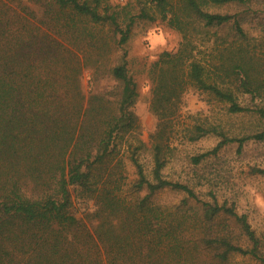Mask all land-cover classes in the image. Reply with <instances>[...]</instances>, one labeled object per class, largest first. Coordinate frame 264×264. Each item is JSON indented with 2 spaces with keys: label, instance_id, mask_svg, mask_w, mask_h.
<instances>
[{
  "label": "trees",
  "instance_id": "obj_1",
  "mask_svg": "<svg viewBox=\"0 0 264 264\" xmlns=\"http://www.w3.org/2000/svg\"><path fill=\"white\" fill-rule=\"evenodd\" d=\"M248 1L0 0V264H229L236 253L264 262L262 239L235 201L212 190L203 197L193 183L164 173L190 88L264 123V67L248 32L238 12L211 9ZM142 19L182 33L178 48L149 66L158 117L150 147L137 134L140 92L125 49ZM225 27L234 34L221 48L218 29ZM212 30L218 50L208 58L199 41H212ZM118 48L125 51L116 59ZM102 76L113 83L93 90ZM246 93L263 104L242 103ZM183 129L190 141L220 138L192 156L195 164L231 142L242 148L264 140V129L239 135L209 120ZM202 178L196 173L197 182ZM73 190L93 201L87 219ZM166 190L186 195L158 204L156 195Z\"/></svg>",
  "mask_w": 264,
  "mask_h": 264
},
{
  "label": "rangeland",
  "instance_id": "obj_2",
  "mask_svg": "<svg viewBox=\"0 0 264 264\" xmlns=\"http://www.w3.org/2000/svg\"><path fill=\"white\" fill-rule=\"evenodd\" d=\"M125 4L134 0H112ZM212 10L238 12L242 25L248 32V46L254 52L255 61L260 68L264 67V0H249L245 4L226 7L212 6ZM106 30V28H105ZM210 33L211 40L199 41L203 54L210 58L213 56L215 45L212 43L216 35ZM221 48L225 40H231L234 29L225 27L218 29ZM200 37L207 38L204 34ZM209 37V38H210ZM182 40V33L162 21L139 20L132 31V35L125 45L129 60L130 72L138 81L140 95L135 104V109L140 117L141 126L137 131L138 136L147 147L151 145L150 134L155 130L158 117L152 111L151 82L149 66L164 50L178 48ZM218 41V42H219ZM202 43V44H201ZM228 44V43H226ZM125 49L115 52L113 57L119 58ZM119 61V59H118ZM92 69H87L82 77V86L86 92L91 90ZM112 79L102 76L94 82L93 90H102L110 87ZM240 101L246 105L256 107L263 104L261 98L253 99L251 94H240ZM221 122L232 133L245 134L264 129V123L254 113H234L228 110L226 102L213 99L207 92L190 88L183 95L181 108V126L177 127V141L170 155V161L164 169L168 178L186 181L196 185L203 197H210L214 191L222 200L235 201L239 212L248 214L250 222L260 235L264 247V140L250 139L239 148L237 141L227 144L216 156L208 157L199 164H195L192 156L208 150L216 145L219 136L208 134L198 140H188L189 132L183 126L193 125L203 121ZM150 162V150H143ZM145 159V160H146ZM196 173L203 176L202 182L195 180ZM199 183V184H197ZM74 191V190H73ZM74 191L75 207L80 217L86 218V212L92 211L93 201H82L76 197ZM186 194L182 191L166 190L156 195V202L162 205H173L180 202ZM229 264H264L263 261L249 255L234 254ZM24 264V260L20 262Z\"/></svg>",
  "mask_w": 264,
  "mask_h": 264
}]
</instances>
